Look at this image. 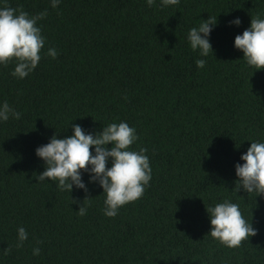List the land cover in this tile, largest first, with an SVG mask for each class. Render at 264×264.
Wrapping results in <instances>:
<instances>
[{
  "label": "trees",
  "instance_id": "obj_1",
  "mask_svg": "<svg viewBox=\"0 0 264 264\" xmlns=\"http://www.w3.org/2000/svg\"><path fill=\"white\" fill-rule=\"evenodd\" d=\"M5 4L48 15L39 22L46 45L36 70L20 80L11 75L14 63L0 65V102L22 114L0 123V264H264V196L234 191L235 165L251 142L264 141V70L249 67L234 41L252 18H264V0ZM209 16L218 23L205 58L187 34ZM236 18L242 25L229 26ZM197 59L207 60L205 68ZM121 121L137 131L132 148L148 149L152 180L141 199L108 218L103 189L87 173L88 193L39 183L44 162L36 149L53 135L71 136V124L95 134ZM226 199L257 231L235 249L207 236L206 207ZM21 226L29 239L16 248Z\"/></svg>",
  "mask_w": 264,
  "mask_h": 264
},
{
  "label": "clouds",
  "instance_id": "obj_2",
  "mask_svg": "<svg viewBox=\"0 0 264 264\" xmlns=\"http://www.w3.org/2000/svg\"><path fill=\"white\" fill-rule=\"evenodd\" d=\"M53 9L58 8L62 0H50ZM156 0H146L151 7ZM180 0H160L162 7L175 6ZM45 10L30 15L22 8L0 6V65L14 63L11 75L23 80L33 73L42 59V50L46 45V37L42 34L39 22L47 17ZM216 17L209 16L202 20L198 27H193L187 34V40L194 52L200 57H208L214 53L210 42L211 33L217 26ZM242 25L240 18L230 21L229 26ZM234 47L244 55L246 64L256 71L264 70V18L257 15L251 19V25L237 35ZM46 55L55 59L58 52L49 47ZM206 59H197L196 66L205 68ZM22 114L7 101L0 102V123L10 119L19 120ZM72 135L63 139L58 133L53 135L47 144L36 149V156L44 162V171L37 175L39 183L51 180L61 192L72 194L76 189L88 193L89 189L83 180V174L89 175V183H98L103 189V214L115 218L125 205L141 199L145 189L152 180V168L147 155V148L136 151L132 148L139 136L134 127L125 121L103 125L100 132H86L82 126L71 124ZM109 145L111 147L109 148ZM94 148V153L91 149ZM244 163L235 165L238 179L234 191L243 189L248 196L253 193L257 198L264 196V141L251 142L246 154L240 158ZM111 163V167H108ZM91 198L86 199L90 200ZM73 203L77 201L73 200ZM209 214L211 231L207 236L227 248H239L243 241L257 235L253 221L249 223L243 216L240 205L231 200H224L214 206L206 207ZM80 216L87 214L85 202L77 212ZM15 247L22 248L29 239L25 227L17 228ZM11 247L4 250L7 255ZM34 256L40 255V248L32 250Z\"/></svg>",
  "mask_w": 264,
  "mask_h": 264
}]
</instances>
